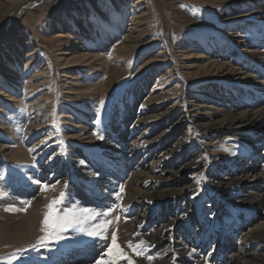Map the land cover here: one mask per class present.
Returning a JSON list of instances; mask_svg holds the SVG:
<instances>
[{"label": "rangeland", "instance_id": "obj_1", "mask_svg": "<svg viewBox=\"0 0 264 264\" xmlns=\"http://www.w3.org/2000/svg\"><path fill=\"white\" fill-rule=\"evenodd\" d=\"M11 4L12 0H0V52L18 58L11 66L14 75L0 68L5 75L16 77L9 86H0V202L3 201L0 203V264H7L13 253L19 255L17 250L25 249L22 258L14 264H51L64 259L68 251L82 255L87 254L84 250L89 245L111 244L113 225L121 221L122 199L119 198L123 194L120 189L131 186V170L140 157L124 154L121 159L119 156L115 169H121L124 175L118 177L110 170L114 163L110 155L120 152L122 147L125 152L132 148L130 143L139 133L130 127L141 113L140 108L148 103V108H158L163 102L180 107L182 101L198 92L206 95L205 91L214 98L215 92L208 90L213 80L206 75L214 63L237 66L235 62L239 60L246 65L257 62L256 57H248V52L254 49L264 53V0H44L41 7L24 9L15 22ZM88 21L92 23L90 31ZM8 25L10 32L4 34L2 30ZM139 35L141 38L135 47L132 42ZM217 48H225L226 53L214 56L213 50ZM161 51L164 53L160 54ZM196 73L199 74L195 76ZM228 85L224 80L217 82V88L223 91ZM240 99L235 103L237 113L242 110ZM153 110L146 116L161 113L160 108ZM179 115L178 110L174 122ZM27 133L30 136L26 137ZM196 135L195 141L209 143ZM102 141L111 148L110 154L98 148ZM227 141L214 148L215 157L238 148L239 152L243 150L239 143ZM193 147L191 150L196 154L201 144L194 142ZM251 150L257 156L261 153L257 148L251 147ZM41 151L47 154L36 166L31 159ZM72 152H80L82 158L78 159L89 164L95 182L78 180L76 183L74 177L68 178L62 190L64 206L98 213L111 209L108 211L111 216H99L92 221H113L107 227L105 237L108 238H103L106 242L70 229L58 243L41 246L38 242L44 217L41 214L38 230L30 240L14 237V227L19 221L16 219L26 214L28 203L45 199L42 187L45 180L39 178L38 167L49 159L64 163ZM205 159L207 162L200 164V168L211 171L213 160L208 156ZM102 179L104 182H100ZM196 181L186 198L202 206L214 192L205 178ZM235 191L238 193L240 189ZM16 204L20 207L15 209ZM9 208L10 211L5 210ZM132 214L133 210L129 216ZM239 214L248 213L233 209L219 216L216 227L207 224L203 234L212 227L216 229L209 236L215 239L211 245L216 242L218 225L226 223L228 218L232 220L233 216L240 219ZM194 215L191 210V218ZM188 222L189 218L185 217L179 226ZM122 261L120 264L127 263Z\"/></svg>", "mask_w": 264, "mask_h": 264}, {"label": "bare ground", "instance_id": "obj_2", "mask_svg": "<svg viewBox=\"0 0 264 264\" xmlns=\"http://www.w3.org/2000/svg\"><path fill=\"white\" fill-rule=\"evenodd\" d=\"M43 2L44 0H12L13 22L23 14L24 9L41 7ZM259 9L262 10L263 7L259 6ZM86 24L87 30L90 31L92 23L88 21ZM2 31L8 34L9 25ZM140 38L141 35L134 38L132 43L135 47ZM162 53L164 51L160 54ZM223 53H226L225 48L213 50L214 56ZM248 54V57H256L257 62L246 65L238 59L239 62H235L237 66L214 63L208 69L206 75L213 80L209 82L211 85L208 90L211 93L215 92L214 98L212 94L205 91L207 96L198 92L182 101L180 107L178 105L170 107L163 102L158 108H148L149 103L145 104L146 107L140 108L141 113L135 117L136 120L130 127L131 131L139 133L136 140L130 143L132 148H127L125 152V147H122L120 152H115V157L110 155L114 162L110 170L118 177L124 175L121 169H115L119 163V156L121 159L124 154L132 158L140 157L139 162L131 170L133 171L131 186L125 187L122 197L116 194L121 197L119 200L122 199L120 200L122 205L118 207L121 221L113 225L117 244L122 249L126 246L124 252L134 261V264H264V53L253 49ZM16 62H18L17 57L8 55L4 51L0 52L1 70L14 75L15 72L11 71V66ZM1 70L0 86H7L11 80H15L16 77H9ZM221 73L224 74L220 75ZM186 80L188 81L189 78L186 77ZM220 80L229 84L228 87L225 86L224 91L217 88V82L219 84ZM196 95L203 97H195ZM237 98L242 100L238 101L242 104V110L238 113L236 112L238 106H235ZM153 108L156 110L160 108L161 113L147 117L146 114ZM178 110L180 115L174 122L173 119ZM84 131H87V127ZM196 133L201 137L200 139H206L209 143L195 141ZM27 136H30L29 133ZM229 139L233 143H239L240 149L243 150L239 152L238 148L230 154L219 156L220 158L215 157L214 148H219L220 145L229 142L227 141ZM194 142L201 144L196 154H193L191 150L194 148ZM107 145L103 142L98 148L110 154L111 148ZM251 147L259 149L260 155L254 154L256 151L251 150ZM77 153L69 154L64 163L59 164L55 162V159L51 162L49 159L42 167H38L39 178H44L45 184L50 187L44 190V201L28 203L26 214L16 219L19 221H16L14 227L15 233L12 234L14 237L27 241L34 236L39 227L40 214L44 215L47 204L59 196L68 183V178L74 177L73 180H76V183H79L78 180L95 182L91 167L89 164H83V161L78 159V157L82 158L79 156L80 152L78 155ZM46 154V151L37 153L31 162L36 163V166L39 165ZM207 156L212 158L214 163L211 171L206 170L205 167L200 168V164L205 163ZM49 171L51 173L47 176ZM200 177L205 178L214 192V195H210L202 206H198L196 202L193 204L186 198L192 191L196 179ZM53 185L54 189L51 187ZM98 185L100 187L101 184ZM102 187L106 188V185ZM237 188L240 189L238 193L235 191ZM101 192L107 193L105 190ZM116 196L114 195V198ZM115 199L118 201L117 197ZM13 202L12 204L16 203ZM15 206V209L20 207L18 204ZM237 208L247 212L250 219L244 220L245 215L242 214H239L241 220L235 216L232 220L228 218L225 224L218 225L219 230L217 229L218 233L215 234L218 243L211 245V240L215 239L212 235L209 237V233L216 229L208 228L210 229L208 233L203 234L207 224L215 226L220 215L222 217L223 214H228L230 210H237ZM132 210L133 214L129 216ZM191 210L195 212L193 218H191ZM185 217L189 218V222L180 227L179 224ZM105 236H107L106 232ZM103 240L105 239L100 242H106ZM140 241L145 242L142 245L145 248L143 256H138L128 247L129 242L138 245ZM197 242L199 245L193 247ZM100 246L98 243L94 246L89 245L84 250L87 254L82 253V255L76 251L74 253L68 251L64 259L51 264H94V260L104 249V246ZM149 255L155 258L149 261L146 258Z\"/></svg>", "mask_w": 264, "mask_h": 264}, {"label": "snow or ice", "instance_id": "obj_3", "mask_svg": "<svg viewBox=\"0 0 264 264\" xmlns=\"http://www.w3.org/2000/svg\"><path fill=\"white\" fill-rule=\"evenodd\" d=\"M100 104L103 105L104 101L101 100ZM102 138V137H101ZM199 183V180L196 181ZM39 184L40 181H35ZM50 186L45 184L43 189L46 190ZM54 189V185L51 186ZM66 187V185H65ZM124 189L121 187L120 192L123 193ZM65 192L61 191L59 196L53 198L49 204H47V211L44 214L42 224H41V233L39 237V243L41 246H47L49 243H58L63 239V233L69 231L70 229H77L80 232L85 233L89 237L93 238H106L105 232L107 231L108 225L112 223L110 220H103L99 223H92L96 221L99 216H107L108 212H94L91 209L87 208H69L64 206ZM10 211L11 209H5ZM111 209H109V212ZM118 220L119 217H116ZM144 241H140V244L133 245L129 242L128 247L131 248L138 256H143L145 248ZM33 250H35V245H33ZM25 250H17L20 255L13 253L12 256L8 259L7 264H14L15 261H18L22 258V253ZM26 259V257H23ZM149 261L153 260L155 257L149 255L146 257ZM127 261V264H134V261L124 252L122 248L117 244L116 233L111 234V244L105 245L101 253L98 254V258L94 260V264H120V261Z\"/></svg>", "mask_w": 264, "mask_h": 264}]
</instances>
